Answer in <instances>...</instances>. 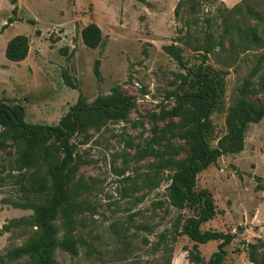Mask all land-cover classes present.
Listing matches in <instances>:
<instances>
[{
  "label": "rangeland",
  "instance_id": "374dc122",
  "mask_svg": "<svg viewBox=\"0 0 264 264\" xmlns=\"http://www.w3.org/2000/svg\"><path fill=\"white\" fill-rule=\"evenodd\" d=\"M179 1L0 0V100L21 104L27 122L54 126L79 94L91 103L114 86L134 102L123 120L89 127L86 140L83 134L71 137L80 157L68 184L73 200L81 206L74 214L78 254L58 248L54 253L58 264H206L217 250L219 240L200 244L187 235L176 236V229L188 217L198 216L199 208L172 206L167 189L172 171L159 167L160 156L141 153L159 129L177 120L163 111L196 88L195 74L200 71L212 76L226 72L220 104L210 116V147H216L226 134V115L236 99L264 104V87L258 84L264 76V60L251 76L248 92L239 93L264 53V43L243 51L235 35L223 37L224 17L227 23L264 31V0H189L181 5ZM245 4L263 20L247 13ZM234 6L239 10L226 11ZM90 22L103 35L96 48L87 47L81 36ZM4 24L7 27L1 32ZM207 32L212 33L213 50L201 64L203 52L195 48L205 44ZM18 34L28 36L30 53L14 62L5 56V47ZM169 44L181 48L183 65L165 52L163 46ZM96 59L100 60L99 75L94 73ZM167 145L177 149L174 159L188 158V140L165 134L153 147L163 151ZM8 151L0 148V228L7 223L12 226L0 234V255L24 244L35 232L34 226L23 221L32 216V209L14 203L28 197L36 202L45 199L21 188L26 182L20 176L24 170H16ZM166 153L162 159L169 156ZM201 189L210 193L217 210L201 231L233 235L222 264H257L249 260L245 246L255 243L259 255L264 250V117L247 125L242 151L221 155L198 173L196 190ZM17 220L19 224L14 223ZM55 224L61 237L62 220ZM0 264L32 263L24 256L4 257Z\"/></svg>",
  "mask_w": 264,
  "mask_h": 264
},
{
  "label": "trees",
  "instance_id": "16d2710c",
  "mask_svg": "<svg viewBox=\"0 0 264 264\" xmlns=\"http://www.w3.org/2000/svg\"><path fill=\"white\" fill-rule=\"evenodd\" d=\"M184 1L189 0H180L179 4ZM193 5L192 3L191 6ZM245 9L260 21L263 20L261 14L251 5L245 4ZM238 10L239 6H234L226 11ZM178 11L179 7H176L175 13L177 14ZM226 20L227 18L224 17L223 37L235 35L241 50L263 45V30L258 32L256 27H243L238 22L227 23ZM9 22H12V19ZM206 22L209 28L211 19L207 18ZM5 27L7 24L3 25L1 32ZM81 36L83 43L89 48L98 47L103 40L101 29L94 22H90L81 30ZM211 36L212 33L207 32L205 44L195 48L203 52L201 64L206 62L208 54L213 50ZM218 44L223 48L222 40H219ZM163 49L183 65L180 47L169 44L164 45ZM28 52L29 38L23 34L13 36L5 47V56L14 62L24 60ZM231 57L229 55L228 58ZM263 60L264 53L259 55L249 77L239 87L241 95L248 92L253 83L251 76L258 72ZM99 66L100 60L96 59L94 65L96 75H99ZM225 73V71L215 72L213 76L201 71L196 73V88L180 95L174 106L163 111L164 115L172 116L177 120H171L159 129L149 139L141 153V156L149 154L160 156L159 167L172 171L167 188L172 206L178 209L188 205L199 208L198 216L188 217L181 229L176 225V236L187 235L200 244L219 240L217 250L211 254L206 264H222L226 255L225 247L232 241L233 235L214 230L201 231V225L212 219L217 210L213 197L208 191L196 190L197 175L210 164L215 163L221 155L242 151L247 125L258 123L264 117V104L258 105L243 98L236 99L226 115V134L219 139L216 147L209 146L207 137L213 128L210 116L220 104L223 93L222 78ZM219 74L221 76L218 78ZM258 84L264 87V76L260 77ZM133 104V99L125 95L118 86L112 87L108 94L98 95L91 103L79 94L77 101L70 106L58 123L50 126L27 122L21 104L9 105L4 100H0V148H9L8 155L13 154L11 164L19 172L24 170L20 176L26 182L21 183V188L45 197L41 202L29 200L28 197L23 203H14L16 207L32 209V216L23 221L34 226L35 232L24 244L0 255V260L4 257L15 260L27 256L32 264H58L54 257L58 248L73 256L78 254L79 237L74 234L76 229L74 214L80 211L81 206L73 200L68 184L80 164V157L75 151L71 137L75 134H83V140H86L89 136L87 133L89 127H100L108 121L123 120ZM165 134L188 140L190 154L187 159H174L172 155L177 153V149L172 145H167L168 149L163 151L153 147V144H160L164 140ZM165 152L169 156L162 159ZM46 179L49 180L48 184L43 182ZM57 219L62 220L65 228L61 237L58 236V228L55 224ZM14 223L19 224L20 220ZM11 226L9 223L3 225L0 234L8 232ZM245 247L251 262L264 264V250L259 255L255 243H248Z\"/></svg>",
  "mask_w": 264,
  "mask_h": 264
},
{
  "label": "crops",
  "instance_id": "0c3cea01",
  "mask_svg": "<svg viewBox=\"0 0 264 264\" xmlns=\"http://www.w3.org/2000/svg\"><path fill=\"white\" fill-rule=\"evenodd\" d=\"M28 53H30V49H29V52Z\"/></svg>",
  "mask_w": 264,
  "mask_h": 264
}]
</instances>
